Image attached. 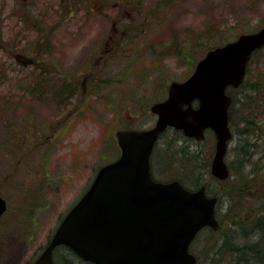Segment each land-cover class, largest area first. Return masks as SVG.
<instances>
[{
	"label": "rangeland",
	"instance_id": "obj_1",
	"mask_svg": "<svg viewBox=\"0 0 264 264\" xmlns=\"http://www.w3.org/2000/svg\"><path fill=\"white\" fill-rule=\"evenodd\" d=\"M125 1L0 0V99L11 96L0 107V193L8 202L0 219V264H32L98 169L119 156L117 130L154 125L150 106L166 98L172 80L187 79L210 46L264 26V0H130L124 7L141 16L116 30L108 14ZM15 52L32 57L31 64L18 62ZM250 72L252 82L264 80V48ZM16 85L21 99L14 102ZM251 106L237 114H256L264 136V107ZM176 147L200 152L199 161L154 165L156 178L186 176L185 185L197 189L191 174H198L207 189L220 188L210 171L211 131L201 141L169 132L156 147L162 166L167 157H181ZM197 238L199 264H224L218 250L208 248L214 235ZM59 257L60 251L55 261L63 264ZM75 258L69 264H78Z\"/></svg>",
	"mask_w": 264,
	"mask_h": 264
},
{
	"label": "water",
	"instance_id": "obj_2",
	"mask_svg": "<svg viewBox=\"0 0 264 264\" xmlns=\"http://www.w3.org/2000/svg\"><path fill=\"white\" fill-rule=\"evenodd\" d=\"M263 46L264 26L210 49L188 79L173 81L168 97L152 104L158 115L152 129L117 131L121 155L99 169L33 264H54V249L62 244L95 264H196L189 246L204 226L220 228L218 199L205 186L191 190L179 179L156 181L150 154L169 126L196 139L211 129L216 136L211 172L227 179L232 138L227 87L242 83L252 54ZM6 208L0 195V217Z\"/></svg>",
	"mask_w": 264,
	"mask_h": 264
},
{
	"label": "trees",
	"instance_id": "obj_3",
	"mask_svg": "<svg viewBox=\"0 0 264 264\" xmlns=\"http://www.w3.org/2000/svg\"><path fill=\"white\" fill-rule=\"evenodd\" d=\"M258 51L253 54L247 76L241 86L236 89L231 88V90L234 89L235 94L232 95L229 117L233 132L227 156L230 175L225 180L217 179L216 182L220 185L218 190L208 189V192L218 196L217 217L221 227L219 230L205 227L198 234L201 236L204 232H208L216 237V240L212 244L210 243L208 248L214 246L218 250L219 261L224 264H264L263 127L261 122L256 120V114L244 110L241 114H237L240 107L242 110L245 104L249 106L252 102L254 106L264 107V80L256 79L252 82L251 77L254 76L250 72V66L254 62L255 54ZM241 89H244L243 92H238ZM240 94L243 95L239 97ZM254 106L249 107L250 110ZM173 133L177 136H183L182 132L177 130H173ZM175 151L179 152L181 157L174 155L172 160L167 157L165 165L161 168L168 169L171 161L177 165L181 164V166L199 161L200 152L189 153L190 151L185 148L178 149V147ZM167 152H173L171 147L168 148ZM161 161L163 162V155H161ZM186 178L185 176L184 180ZM191 182L194 184H192L193 186L203 185L198 174L197 177H193L191 174ZM197 239L196 237L191 249L200 262L201 254L196 250ZM60 255L63 258L59 257L62 262L68 260V257H77L68 249L60 250ZM77 261L79 264L85 263L79 258ZM63 264L66 263L63 262Z\"/></svg>",
	"mask_w": 264,
	"mask_h": 264
},
{
	"label": "flooded vegetation",
	"instance_id": "obj_4",
	"mask_svg": "<svg viewBox=\"0 0 264 264\" xmlns=\"http://www.w3.org/2000/svg\"><path fill=\"white\" fill-rule=\"evenodd\" d=\"M28 1V0H27ZM130 3V0H128V1H125V2H123V5H119V4H117V5H115V14H114V16L112 15V14H108V15H110V16H112V19H114L113 20V27H114V29H123V28H125V27H127V26H129V25H132L133 24V21L134 20H139V18H140V16L141 15H138V16H135V14H132V15H130L129 14V11H128V9H126L124 6L126 5V4H129ZM79 7H82V6H79ZM72 10H73V8H72V6H70L69 7V9H68V13H70L69 15H71L72 14ZM101 11H103V9H100ZM68 18V16H64V17H62V19L60 20L61 22L59 23H57L56 24V27H54L53 29H51L47 34V37H46V39H45V41L46 42H50V39L52 38V37H54L56 34H55V31L57 30V29H60L61 27H60V24H63L64 23V21L66 20ZM127 21L129 22V24H127ZM135 24V23H134ZM73 25H74V23H72L71 24V26L69 27V29H71L72 27H73ZM54 29H56L55 31H53ZM111 38L112 37H108V40H107V42H111ZM115 39H118V38H115ZM12 51V50H11ZM15 55H14V57L18 60V62H21V64H25V65H30L31 63V61H32V57H29V56H24L25 54H23V53H17V52H15L14 53ZM20 66H22V65H20ZM17 85L15 86V94H14V97H13V101L15 102V101H18V99H21V96H18L17 95ZM29 92H30V90H29V88L27 89V87H25V93H27V97H30V96H28V94H29ZM10 98H11V96L10 97H8V99H7V102L6 103H9L10 104ZM6 103H4V101H2L1 99H0V107H6L5 106V104ZM2 104V105H1ZM0 119H1V115H0ZM169 132H173V129H169V130H167L165 133H163L162 135H161V137H160V140H162L163 139V136L166 134V133H169ZM184 138H186V139H189L190 137H186V136H183ZM190 139H192V138H190ZM157 144H159V142H157ZM157 144L153 147V152H152V155H151V167H152V172H153V177H155V170H154V165H159V167L160 166H162L161 165V162L159 161L160 160V158H161V150L158 148V149H156V147H157ZM156 178V177H155ZM158 179V178H157ZM62 249H68V250H70L73 254H75L79 259H81L75 252H73L72 251V249L71 248H69L68 246H66V245H62V246H59L58 247V252L60 251V250H62ZM68 257V256H67ZM57 257H55V259H56ZM62 258V257H61ZM63 259V258H62ZM82 260V259H81ZM63 262H65L66 264H69V262H70V257H68V260H63ZM85 262V261H84ZM85 263H88V262H85ZM55 264H57L56 263V261H55ZM79 264V263H78Z\"/></svg>",
	"mask_w": 264,
	"mask_h": 264
}]
</instances>
